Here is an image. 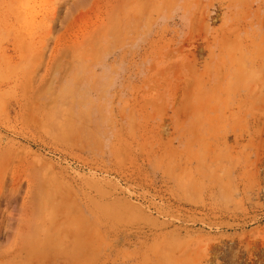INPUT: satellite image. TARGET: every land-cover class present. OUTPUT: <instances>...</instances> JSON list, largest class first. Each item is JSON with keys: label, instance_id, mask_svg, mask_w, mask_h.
<instances>
[{"label": "rangeland", "instance_id": "rangeland-1", "mask_svg": "<svg viewBox=\"0 0 264 264\" xmlns=\"http://www.w3.org/2000/svg\"><path fill=\"white\" fill-rule=\"evenodd\" d=\"M0 264H264V0H0Z\"/></svg>", "mask_w": 264, "mask_h": 264}]
</instances>
